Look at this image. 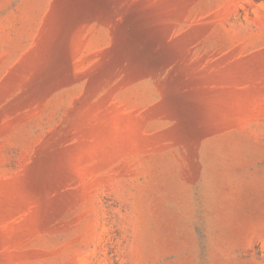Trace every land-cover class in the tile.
<instances>
[{
    "label": "rangeland",
    "instance_id": "rangeland-1",
    "mask_svg": "<svg viewBox=\"0 0 264 264\" xmlns=\"http://www.w3.org/2000/svg\"><path fill=\"white\" fill-rule=\"evenodd\" d=\"M0 264H264V0H0Z\"/></svg>",
    "mask_w": 264,
    "mask_h": 264
}]
</instances>
